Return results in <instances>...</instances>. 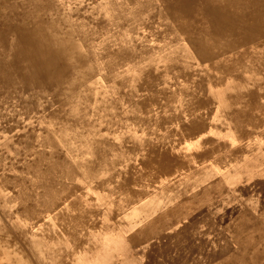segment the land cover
<instances>
[{"label":"rangeland","instance_id":"rangeland-1","mask_svg":"<svg viewBox=\"0 0 264 264\" xmlns=\"http://www.w3.org/2000/svg\"><path fill=\"white\" fill-rule=\"evenodd\" d=\"M32 1L0 0V41L12 29L33 28L31 9L59 27L61 34H72L81 54L77 71L85 76L68 91L75 93L77 106L66 113L46 84L26 83L12 68L9 81L0 79V264H224L231 258L238 260L234 264H248L240 261L248 257L253 243L264 246V129L254 141L259 151L239 155L241 164L218 158L196 168L202 171L196 175L203 190L200 200L194 189L184 198L179 191L164 196L160 186L147 189L140 201L152 199L163 206L156 209L162 214L144 228L133 224L142 216L130 225L114 224L138 202L117 211L100 187L104 175L88 179L90 166L85 175L77 171L80 165H88L81 154L89 150L73 146L76 133H105L115 144L129 142L137 132L188 125L205 108L217 109V101L211 105L213 99H225L245 88L240 75L237 82L210 77L216 55L223 58L233 51L220 46L208 17L201 13L175 17L164 0H34L35 6ZM12 36L7 38L9 44ZM263 46L264 36L236 48L259 52ZM68 79L70 85L76 83L73 75L68 74ZM68 95L63 102L70 100ZM216 123L214 118L210 125ZM218 132L215 129L212 137H220ZM225 136L228 142H236L233 133ZM186 148L189 155L195 153ZM48 190L60 194L61 204L71 195L76 197L83 219L59 214L56 207L47 211Z\"/></svg>","mask_w":264,"mask_h":264},{"label":"bare ground","instance_id":"bare-ground-1","mask_svg":"<svg viewBox=\"0 0 264 264\" xmlns=\"http://www.w3.org/2000/svg\"><path fill=\"white\" fill-rule=\"evenodd\" d=\"M164 1L168 4V10L170 14H173V16L175 17H179L182 15H185L186 18L193 17L198 13L204 14L205 16L208 17L211 24L214 26V34H217V36H215V39L216 40L221 39L220 46L224 48L226 52L230 49H232L233 51V53L228 54L226 55V57L223 58H220L218 54L216 55V58L213 61L214 62L213 69L209 70L210 77L214 78L217 82L219 81L227 82V80L228 82H230L231 80L233 81V79L237 82V78L240 75L243 84L245 83V88L240 92L234 91L233 93L228 95V97H226L225 99L224 97L213 99L211 101V105L213 106L215 104V101H217L218 103L217 109H214L212 107L208 109L205 108V113L202 116H198L196 118L194 117L193 120H190L189 124L187 123L188 125L181 124V127L178 128H174V127L171 128L170 126H161L159 130H161L162 132H137L134 134L135 138L132 137L133 139L129 142L127 140H122L120 143L115 144L113 143L112 139L105 133H96L94 135H87L84 132H79L78 134L77 133L75 134L76 140L74 141L73 146L77 147L78 149L84 147L85 149L89 150L87 155H84L85 154L84 152H83L84 154H81L82 158L86 161L88 165L86 164L80 165V167L77 169L78 173H82L85 175L89 170V166H90L91 170L90 173L88 174V179L96 178V176L98 175L101 176L103 174L104 175L103 178L102 179L100 178L101 179L100 187L103 189L106 195L109 196V198H111L110 203H112V206H114L119 212L123 208H125V205L130 204L129 206H127L128 208H130L132 203L138 202L137 206L132 207L129 211H127L126 215H124L121 219H119L117 222L114 221L115 222L114 224L118 226H120L121 224L130 225V223H133L135 218L142 216L141 220H137L133 224L138 225L139 228H144L151 225L152 222H154L156 218L162 214L156 212V209L160 208L159 206H163L162 203L156 205L154 201H152V199H148L147 201H140L142 200L141 198L147 196L146 190L153 189L155 186L158 187L160 186L163 188L162 192L164 193V196H168V195L174 196L179 191L180 198H184L188 196L189 194H191L189 191L194 189V191L196 192V193L194 192L195 195H197L198 200H200L201 194H203V190L201 189L200 182L198 181L199 179L197 176L200 173H202V171L196 168L202 166L205 163L216 160L218 158H220L221 161L224 163L228 162L227 164L230 165L231 164L234 165L233 163L241 164L243 161H239L240 160L239 155L241 154L243 155L245 153H255L256 150L259 151L257 145H254L256 144L254 141H256L255 138L261 133L260 131L264 129V46L258 49L260 50L259 52H256L254 49L236 48L241 43L258 41L261 40L262 37L264 36V0H164ZM123 2L124 1H122V3ZM35 4L36 2L33 0L32 5L35 6ZM9 9L10 7L6 8V10ZM30 11H31L30 14L35 16L33 28H29L28 30H23V31L21 30L15 31V29H12L9 33H7L5 36L1 38L0 79L3 80L4 82L9 81L11 77L10 68H12L13 71L19 74V79L21 80L26 79V83L46 84L49 93L59 102V104H62L61 107L62 110L65 111V113L67 111H73L71 109L77 106L75 103H73V98H75L74 97L75 93L73 92L71 93L68 91L73 90L76 87L79 80L82 81V79L85 76L84 74L80 75V73H78L77 71L78 68L77 64L78 62L81 61V57H80L81 54L80 52H78V46L73 40L71 33L67 32V34H61L62 31H60L59 27H53V24H50V22L38 18L35 14L32 13L31 9ZM224 26L227 28L226 32H223ZM125 28L127 29V27ZM172 33H174V31ZM11 35H13L12 37L14 38H12L13 40L11 41V44H9V39L7 38ZM85 41L87 42V40ZM226 47H229L230 49H227ZM212 72L214 73V77L212 76ZM236 73L237 76H235ZM68 74L73 75L74 82H76L75 84L70 85L71 81L70 79H68ZM77 75H80L79 78H75V76ZM242 76L245 77V80ZM28 79L31 80L32 82L27 81ZM67 93H69L68 97L70 96V100L63 102V99L65 98ZM93 102L94 101H92V103ZM202 105L204 107L210 106V104L205 105V103ZM55 115L57 117L61 116V115L58 116L57 114ZM214 118H216L217 123L216 125L211 126L210 123ZM89 126L91 125L89 124ZM215 129L220 130V132H218L220 134L219 135L220 137L217 138L212 137L214 136ZM229 129H231L232 132H228ZM65 132H67L66 129ZM229 133L230 134L233 133V136L235 135L236 142L227 141L225 135ZM225 140L227 141V143ZM185 141H186V145H184ZM185 146L186 147L188 146L189 149L192 147V149L195 150V153L189 155L188 152L184 151L185 150L184 148H186ZM247 163L250 164L249 162ZM99 165L104 166L102 170L99 168ZM186 167L189 168L188 172L185 171ZM221 167L224 166L223 165L220 166L219 169ZM177 175H178L177 179H174V177ZM193 182H195V184ZM247 185L248 186L253 185V183L248 182ZM237 192L238 191L236 190L235 193ZM46 193H47V197L50 199V205L47 207V211H52V208L56 207L59 214L64 212L71 213L76 218V220L83 219V215L79 214L78 212L79 201L76 199V197L74 198L71 195L63 199V202L61 204L60 203L61 197L58 192L53 193L52 190L51 191L48 190ZM181 201L185 202V199H182ZM101 217L99 218L101 219ZM251 247L252 249L248 257L240 262L248 263V264H264V246L261 247L260 245H256L255 243H253ZM78 248L80 247L78 246ZM120 257L122 256H119V258ZM237 261L231 258L228 261H226L224 264H234Z\"/></svg>","mask_w":264,"mask_h":264}]
</instances>
